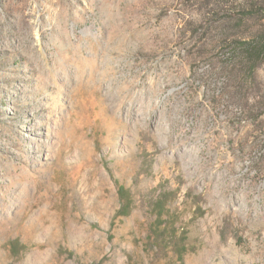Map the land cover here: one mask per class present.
I'll return each instance as SVG.
<instances>
[{
	"label": "rangeland",
	"instance_id": "374dc122",
	"mask_svg": "<svg viewBox=\"0 0 264 264\" xmlns=\"http://www.w3.org/2000/svg\"><path fill=\"white\" fill-rule=\"evenodd\" d=\"M251 45L264 0H0V264H264Z\"/></svg>",
	"mask_w": 264,
	"mask_h": 264
},
{
	"label": "trees",
	"instance_id": "16d2710c",
	"mask_svg": "<svg viewBox=\"0 0 264 264\" xmlns=\"http://www.w3.org/2000/svg\"><path fill=\"white\" fill-rule=\"evenodd\" d=\"M247 54H248L247 55L248 56V59H249V61L251 63L250 70L252 72H254L257 69L259 63L264 58V47L259 48L258 46L251 45V46H249L247 48ZM231 100H233V99H231ZM234 101L237 102V103H239V100L238 99H236Z\"/></svg>",
	"mask_w": 264,
	"mask_h": 264
}]
</instances>
